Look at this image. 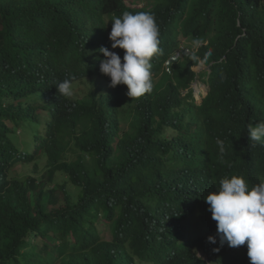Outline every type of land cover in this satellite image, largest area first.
I'll list each match as a JSON object with an SVG mask.
<instances>
[{"label": "trees", "instance_id": "obj_1", "mask_svg": "<svg viewBox=\"0 0 264 264\" xmlns=\"http://www.w3.org/2000/svg\"><path fill=\"white\" fill-rule=\"evenodd\" d=\"M126 8L0 0V264H251L246 244L220 245L204 198L223 178L264 181V145L247 138L264 121V0H158L162 51L139 98L99 71L101 46L123 57L108 34Z\"/></svg>", "mask_w": 264, "mask_h": 264}, {"label": "clouds", "instance_id": "obj_2", "mask_svg": "<svg viewBox=\"0 0 264 264\" xmlns=\"http://www.w3.org/2000/svg\"><path fill=\"white\" fill-rule=\"evenodd\" d=\"M124 1L128 8L118 16L110 18L111 29L108 34L111 49L117 47L123 49V57L108 47L101 46L98 51L103 54V58L99 62V71L110 78L111 87L118 84L126 85L127 96L139 98L152 91L150 61L154 55L162 51L159 48V28L154 12L158 0L156 2L147 0L146 4H138L134 0ZM200 44V40L193 41L194 48H198ZM189 54V47L181 45L168 59L165 64L166 69L171 62ZM210 55L211 50L203 59L206 61ZM191 58L198 59L195 52L192 53ZM208 69L209 67L205 70ZM200 73H197L198 77L196 76L192 81L193 87L190 86L196 101L200 99L198 103L209 89L205 80L200 77ZM202 86H205L206 90ZM55 87L56 92L65 97L73 94L71 79H64L55 84ZM186 90L188 92L190 89ZM247 138L252 141L253 148L258 144L264 145V121L249 125ZM216 144L219 157L223 159L225 144L219 138ZM204 200L211 218L216 222V234L220 245L227 243L229 247L235 249L246 244L247 256L251 264H264V181L249 187L242 177L223 178L219 182L218 189L207 193ZM207 239L210 243H216V237L210 235ZM199 255L203 257L205 253Z\"/></svg>", "mask_w": 264, "mask_h": 264}, {"label": "rangeland", "instance_id": "obj_3", "mask_svg": "<svg viewBox=\"0 0 264 264\" xmlns=\"http://www.w3.org/2000/svg\"><path fill=\"white\" fill-rule=\"evenodd\" d=\"M136 3H138V4H146V2H147V0H134ZM208 68V66L207 65H204V64H200V65H198V66H196V67H193V69L197 72V73H199V72H201V71H203V70H205V69H207ZM198 77V76H197ZM88 83V86L89 85H92L90 82H87ZM103 85H104V83L103 84H101L99 87H103ZM199 86H201L200 84H199ZM191 87H193V85H191ZM82 88V86L81 85H78V86H76L75 88H74V90H78V89H81ZM202 88L204 89V90H206V87L205 86H202ZM187 92V90H184V91H182V94H185ZM200 101V99H197V103ZM25 169H23V170H27L28 169V167H24ZM103 235L105 236V238H109V236H110V234L109 233H103ZM235 250L238 252V254L240 255V256H242V254H243V251H244V249H243V247L242 246H238V247H235ZM203 257L205 258L206 257V255H203ZM213 260H210V263H213L212 262Z\"/></svg>", "mask_w": 264, "mask_h": 264}]
</instances>
